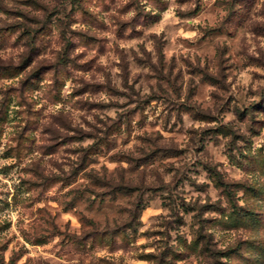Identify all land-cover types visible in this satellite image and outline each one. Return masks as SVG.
Instances as JSON below:
<instances>
[{
	"label": "clouds",
	"instance_id": "9594fccd",
	"mask_svg": "<svg viewBox=\"0 0 264 264\" xmlns=\"http://www.w3.org/2000/svg\"><path fill=\"white\" fill-rule=\"evenodd\" d=\"M5 69L0 264H264V0H0Z\"/></svg>",
	"mask_w": 264,
	"mask_h": 264
},
{
	"label": "rangeland",
	"instance_id": "374dc122",
	"mask_svg": "<svg viewBox=\"0 0 264 264\" xmlns=\"http://www.w3.org/2000/svg\"><path fill=\"white\" fill-rule=\"evenodd\" d=\"M10 31H14V30H10ZM25 34H28V33H25ZM85 39H91L92 43L97 42L96 38H94V37L93 38L85 37ZM62 63H63V61H62ZM11 74L12 73L10 70L5 69V70H3V72H0V77H6V76H9ZM55 75H56L58 88L62 87L63 86V80L61 78L65 75V72L63 70H58ZM262 105H264V101H262ZM262 105H256V108L264 111V107H262ZM6 120H7V116L5 113L4 116L0 117V124H3L4 122H6ZM98 147L99 146H97V150H98ZM9 154L10 153H8L6 155H9ZM261 191L264 192V189H262ZM253 194L254 195H260L259 193H253ZM228 195L230 196L231 193H228ZM244 221H250L253 225H260L261 224V218L257 215H254L253 213H245V215L243 217L239 216L237 213H233V215H232V217H230L228 223L224 224V226L230 227V226H233L236 224H240ZM220 223H223V222H220ZM201 239H203V237ZM191 251L192 252L200 251V241H197L196 243H194L192 245ZM205 251H207V246H205Z\"/></svg>",
	"mask_w": 264,
	"mask_h": 264
}]
</instances>
